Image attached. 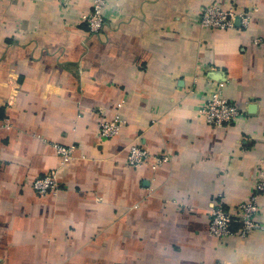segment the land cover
<instances>
[{"label": "crops", "instance_id": "1", "mask_svg": "<svg viewBox=\"0 0 264 264\" xmlns=\"http://www.w3.org/2000/svg\"><path fill=\"white\" fill-rule=\"evenodd\" d=\"M95 1L0 0V264H264V192L246 237L208 234L264 181V0H104L93 33ZM214 3L246 26L201 27ZM218 87L227 128L198 112Z\"/></svg>", "mask_w": 264, "mask_h": 264}, {"label": "built area", "instance_id": "2", "mask_svg": "<svg viewBox=\"0 0 264 264\" xmlns=\"http://www.w3.org/2000/svg\"><path fill=\"white\" fill-rule=\"evenodd\" d=\"M104 0H96L93 12L86 18L91 32H98L103 26L102 7ZM238 18L246 26L247 19L238 15L233 8L224 9L219 4H212L205 7L200 13L199 23L203 28L216 30H227L234 28V20ZM205 122L214 128H227L236 123L243 116L244 110L224 98L221 89L216 88L209 99L198 111ZM119 125L115 122H103L100 126L99 136L103 139L113 138L118 131ZM56 153L62 159L71 157L72 149L64 146H55ZM149 158L148 153L138 144H133L128 152L126 163L131 168H140ZM165 158V157H164ZM160 161V160H159ZM33 190L39 195H46L58 191L54 174H47L38 177L33 181ZM264 192V181H260L250 194L247 201L239 204L229 212L224 205L222 197H218L210 210L208 234L218 240H225L229 237H246L258 227L255 222L257 213L256 199L258 194ZM237 223L238 227L233 228Z\"/></svg>", "mask_w": 264, "mask_h": 264}]
</instances>
